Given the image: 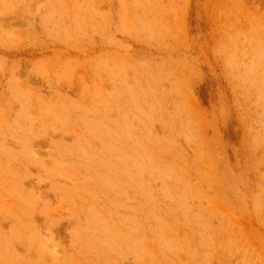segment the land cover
Returning <instances> with one entry per match:
<instances>
[{"label":"rangeland","instance_id":"1","mask_svg":"<svg viewBox=\"0 0 264 264\" xmlns=\"http://www.w3.org/2000/svg\"><path fill=\"white\" fill-rule=\"evenodd\" d=\"M0 264H264V0H0Z\"/></svg>","mask_w":264,"mask_h":264}]
</instances>
